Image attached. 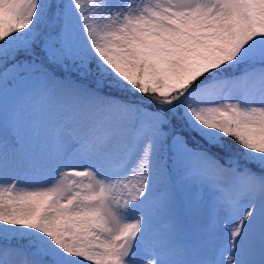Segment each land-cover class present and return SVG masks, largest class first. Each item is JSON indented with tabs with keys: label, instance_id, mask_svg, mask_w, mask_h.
I'll return each instance as SVG.
<instances>
[{
	"label": "snow or ice",
	"instance_id": "1",
	"mask_svg": "<svg viewBox=\"0 0 264 264\" xmlns=\"http://www.w3.org/2000/svg\"><path fill=\"white\" fill-rule=\"evenodd\" d=\"M0 264H264V0H0Z\"/></svg>",
	"mask_w": 264,
	"mask_h": 264
}]
</instances>
